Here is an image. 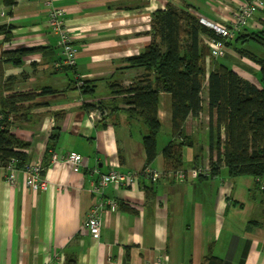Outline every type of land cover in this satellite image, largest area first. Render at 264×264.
<instances>
[{"label":"crops","instance_id":"crops-1","mask_svg":"<svg viewBox=\"0 0 264 264\" xmlns=\"http://www.w3.org/2000/svg\"><path fill=\"white\" fill-rule=\"evenodd\" d=\"M245 0H55L65 11V24L78 50L74 70L57 69L61 49L48 25L46 0H17L8 14L0 0V26H12V40L0 35V103L12 92L57 93L39 98L47 103L31 111L29 123H14L11 132L31 144L29 162L43 160V177L49 189L36 192L18 172L13 184L10 172L0 166V264H207L209 254L223 264H264V196L252 177H230L225 168L215 177H199L184 183L166 175L157 182L141 179L135 186H108L105 199L116 203L102 213V233L94 239L85 222L93 206V185L112 169L126 173L146 166L143 139L147 129L126 110L125 93L141 76L129 69L127 59L142 53L152 42L155 12L168 5L191 6L200 20L227 24ZM249 28L261 29L264 10ZM39 49L21 66L3 62V53ZM221 62L207 60L208 70L225 65L257 85L259 66L227 50ZM77 76L91 94H82ZM255 80V81H254ZM204 112L190 117L185 134L194 147L184 150L185 169L198 155L199 165L210 163L207 84ZM104 104L107 114L92 121L84 105ZM96 108V107H95ZM95 110V109H94ZM61 113V135L54 152H76L83 165L75 172L70 163L53 164L46 149ZM12 121L14 116H12ZM163 129L171 131V95L162 93L158 109ZM164 135V134H163ZM171 140H157L152 167L164 172L162 152ZM216 157V156H215Z\"/></svg>","mask_w":264,"mask_h":264},{"label":"trees","instance_id":"trees-1","mask_svg":"<svg viewBox=\"0 0 264 264\" xmlns=\"http://www.w3.org/2000/svg\"><path fill=\"white\" fill-rule=\"evenodd\" d=\"M250 3L252 0H245ZM8 14L17 0H4ZM244 27L234 37L226 40V47L242 58L259 66L257 85L243 79L225 65L208 70L207 60L213 62L210 48L205 39L221 40L216 31L203 24L191 6L178 9L168 5L154 13L152 19V42L137 56L127 59L129 69H141L137 83L125 93V101L133 109L126 110L130 118L136 117L147 129L143 139L147 164L151 166L157 158V140L162 129L158 117L160 95H171V140L163 149L164 172L185 171L184 150L194 147V141L186 136L185 124L192 117L199 119L204 112L203 93L207 84L210 174L220 175L225 168L230 177L248 176L256 180V188L264 196V23L255 30ZM12 26H0L4 42L12 40ZM39 49H18L4 52L3 62L21 66L29 54ZM82 94H91L89 87H81ZM57 93L50 88L40 91L12 92L0 103V166L6 169L14 165L24 168L29 162L31 144L21 141L11 131L13 124L29 123L31 111L44 107L38 102L41 97ZM86 110L94 105L85 104ZM106 110L104 104L95 106ZM94 107V109H96ZM93 109V110H94ZM14 116L13 122L9 121ZM56 123L46 149L45 157L54 152L61 135L59 121L61 113H55ZM198 154L193 168L199 166ZM216 156V157H215ZM202 177V176H200ZM207 264H223V261L209 254ZM67 264H77L70 260Z\"/></svg>","mask_w":264,"mask_h":264},{"label":"built area","instance_id":"built-area-1","mask_svg":"<svg viewBox=\"0 0 264 264\" xmlns=\"http://www.w3.org/2000/svg\"><path fill=\"white\" fill-rule=\"evenodd\" d=\"M54 1L55 0H46V5L49 7V28L57 37L58 46L61 49V59L60 62L56 64V68L74 70L77 65L78 50L74 46L71 31L65 24V11L56 7ZM263 10L264 0H252L250 3H245L227 24H214L201 20L203 24L214 29L222 38L221 40L205 39V43L210 48L211 57L216 60L224 58L228 50L225 41L232 39L236 32L242 30L244 27H248L250 19L253 18L257 12ZM77 78V86L81 89L84 85V81L78 76ZM106 114V110L96 108L90 111L88 116L95 122L101 120ZM9 121H12L11 116L9 117ZM51 160L53 164L70 163L74 171L79 172L84 159L76 152L65 155L52 152ZM6 169L10 172L9 176H7V181L11 184L15 182L17 173L22 172L24 173L25 185L28 189L36 192H43L49 189V182L43 177L45 166L42 159L34 163H27L22 169H16L14 165H10ZM210 172L211 170L208 167H197L191 168L188 171L169 173L159 171L152 166H145L139 171H130L126 173L112 169L108 173L101 174L98 181L92 187L91 193L94 203L85 222V227L94 239H99L101 237L102 213L105 212L108 207L111 209H115L116 207V203L105 199L104 191L110 185L128 188L137 185L141 179L150 180L154 183L166 175L173 177L178 182L184 183L200 176H208ZM261 189H264V183H262Z\"/></svg>","mask_w":264,"mask_h":264},{"label":"rangeland","instance_id":"rangeland-1","mask_svg":"<svg viewBox=\"0 0 264 264\" xmlns=\"http://www.w3.org/2000/svg\"><path fill=\"white\" fill-rule=\"evenodd\" d=\"M222 59V60H221ZM221 59H219V60H221V62H224L225 60H227V59H229L228 57H226V58H221ZM247 59V58H246ZM255 81V80H254ZM165 132L167 133V131H165V129H163V134L158 138L159 139V141H161V140H168V138H169V135L171 134V131H169L168 132V135H166L165 134ZM198 167H201V165H199ZM206 168V167H205ZM208 168H210V166H208ZM186 170V169H185ZM188 170H190V169H188ZM188 170H186V171H188ZM206 177V176H205ZM199 178V177H198Z\"/></svg>","mask_w":264,"mask_h":264}]
</instances>
